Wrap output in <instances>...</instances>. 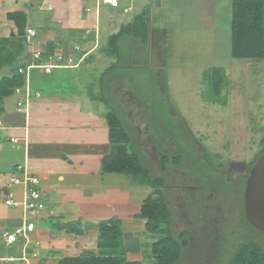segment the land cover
Segmentation results:
<instances>
[{
  "label": "rangeland",
  "instance_id": "rangeland-1",
  "mask_svg": "<svg viewBox=\"0 0 264 264\" xmlns=\"http://www.w3.org/2000/svg\"><path fill=\"white\" fill-rule=\"evenodd\" d=\"M41 1L0 0V44L4 40L18 39L15 35L9 36L10 31L15 32V27L6 18L7 11L24 10L28 15L27 27L35 31L30 46L25 36L29 51L25 47L18 57L20 62L21 59L32 62V52L39 47L36 37L45 42L41 47L45 54L49 41L58 39L56 33L63 32L50 23L48 14L39 11ZM72 1L77 7L75 0ZM148 16L150 29L158 34L154 43L150 38L141 44L136 38L131 42L127 35L121 36L117 41L119 55L114 56L115 60L109 57L112 66L100 81L102 90L92 91L94 96L102 97L105 104L87 103L86 107H97L100 112L114 111L133 138L135 151L142 155L144 163L155 174L159 173L161 152L170 155L179 151L189 159L187 168L199 176L191 173L192 176L186 179L180 173L167 174L170 189L165 192L174 211L173 229L188 230V246L176 264H230L232 253L242 240L237 223H241L248 233L264 238V232L252 230L243 221L242 200L236 199L230 186L231 181L239 182V176L242 177L240 183L243 182L244 173L264 146V58L231 57L228 0H162L161 6L153 0ZM72 32L75 31L67 29L63 33L69 37ZM50 54L56 55V52ZM211 67L222 68L226 79L221 96L213 102L207 99L204 82L205 73ZM10 71L11 63L3 64L0 77ZM13 100V96L7 99L9 104ZM7 163L5 171L12 161ZM107 177L104 179L109 180V187L114 189L112 184L118 185L122 198L120 205L117 203L114 209L113 205L97 197L98 203L107 206L101 207L100 217L93 216L91 222L86 219L82 223L80 235L52 239L57 232L51 231L49 248L55 246L56 250L48 248L46 254L44 249L39 253L32 248L39 238H33L30 233L21 237L24 251H32L31 256L36 259L53 256L52 259L57 261L61 256L95 249L97 222L119 212L124 216L119 219L127 258L152 264L150 245L159 233L146 230L144 220L136 218L133 212L148 195L156 196L155 189L125 174L112 173ZM200 184L223 196L229 192L231 200L227 201L219 194L215 196V193L200 200ZM15 199L18 200L17 196ZM198 214L203 215L202 219ZM260 239L256 240L264 244ZM17 245L18 242H14L9 246L16 248ZM36 259L27 263L35 264ZM39 262L42 264L41 260Z\"/></svg>",
  "mask_w": 264,
  "mask_h": 264
},
{
  "label": "crops",
  "instance_id": "crops-1",
  "mask_svg": "<svg viewBox=\"0 0 264 264\" xmlns=\"http://www.w3.org/2000/svg\"><path fill=\"white\" fill-rule=\"evenodd\" d=\"M95 3L96 0L82 3L75 0L77 7H74L72 0L41 1L40 10H37L48 14L50 23L57 30L75 31L69 37L60 31L56 33L58 39H52L53 52L62 55L61 62L66 66L55 67L50 73L39 68L29 69L27 81L23 86L16 87L19 91L15 88L10 96L3 98V111L0 112V264H28L36 259L32 257V251H24L21 234H17L13 242L3 240V234L19 228L24 218L34 222V229L30 233L33 238H39L32 248L39 253L44 249L47 254L49 249L56 250L55 246L49 248L51 231L57 232L52 239L70 235L58 229V224L79 219L83 225L86 219L91 222L93 216H101V207L107 205L98 203L97 197L113 205L114 209L117 203H122L118 185L112 184V189L107 184V175L112 173L100 170L101 158L110 151L105 118L107 111L100 112L96 110L97 107H86V104H105L102 97L94 96L92 91L102 90L100 81L112 66V59L119 55L118 40L115 43L116 53L108 52V36L117 33L121 26L132 23L136 15H143L145 35L125 33L119 38L127 35L131 42L136 38L141 44L150 38L154 43L158 34L149 26L148 15L153 0H118L115 7L99 0L96 9ZM86 4L89 12L84 10ZM228 4L230 7V0ZM158 5H162V0ZM36 39L40 44L38 48L43 47V39ZM50 62L54 63L55 58L44 61ZM19 67L25 66L20 64ZM27 86L28 99L24 92ZM11 96L14 100L9 104L7 99ZM7 161L12 163L5 171ZM18 163L27 165L39 180L38 189L44 207L30 217H23L20 207L4 203L10 191L18 199L21 197L16 187L7 189L5 185L14 165ZM93 207L97 208L94 210ZM110 217L124 216L114 212ZM14 242H18V245L11 248L9 245ZM43 257L39 256L35 264H41L39 260L42 264L57 263L53 256Z\"/></svg>",
  "mask_w": 264,
  "mask_h": 264
},
{
  "label": "trees",
  "instance_id": "trees-1",
  "mask_svg": "<svg viewBox=\"0 0 264 264\" xmlns=\"http://www.w3.org/2000/svg\"><path fill=\"white\" fill-rule=\"evenodd\" d=\"M6 18L15 27V32L10 31L9 36L13 37L15 35L18 39L4 40L0 44V69L3 64L11 63V71L0 77V112L3 111L1 106L3 98L10 96L16 87L23 86L25 82V74L18 72V67L20 64L26 66L29 63L21 59L24 61V65L18 58L24 53L25 47L29 51V47H27L25 42L27 13L24 10L7 11ZM142 18L143 15H136L132 23L121 26L117 33L108 36V52L110 54L116 53L115 43L120 35L125 33L133 34V36L145 35L146 25L143 23ZM229 18L231 57L234 59L253 60L264 58V0H230ZM51 43L49 41L45 48V54L42 48H39L44 55L41 60H36V62L45 61L47 55L53 52ZM5 45L10 47H5ZM38 46L40 47V44ZM204 82L207 86V91L205 92L207 99L212 102L215 101L221 96V92L225 88L224 70L219 67L209 68L205 73ZM105 118L108 126L107 139L110 144V151L101 158L100 170L104 173L131 176L138 183L155 189L156 196L148 195L140 203L135 217L144 220L146 230L159 233L158 237L150 245L152 264H176L184 256L188 246V230L181 229L176 231L173 229L174 211L168 204L165 192L170 189L168 188L170 182L167 174L174 176L175 173H180L179 175L187 179L192 176L191 173L196 174L197 172L194 173L193 169L187 168L186 163L189 159L186 156L179 154V151H174L170 155L165 152L159 154L160 169L159 173L155 174L144 163L142 155L135 151L133 138L128 134L121 118L112 110L106 112ZM126 145H129V148ZM263 151L264 146L260 154ZM215 173L216 170H214ZM196 176H199V174L197 173ZM243 179H245V176ZM230 186L231 189L234 188L232 183ZM208 188L204 186V189L200 191L202 194V199L200 200L208 199L206 197V192H209ZM214 193L218 194L216 191ZM228 195H230L229 192H226L225 196H221L228 201L231 200ZM223 211L226 212L225 210ZM241 217L252 230L264 232L254 228L246 220L243 209ZM80 222L81 220L79 219L66 221L58 224V229L63 230L67 234L78 236L82 232ZM120 226L121 220L117 217L99 220L97 222L96 248L84 249L77 254L62 256L57 260V264H144L139 260L127 258V250L122 243ZM237 227L240 232L242 231L241 235L239 234L242 240L232 253L230 264H264V244L256 240L260 238L248 233L241 223H237ZM260 240L264 242V238Z\"/></svg>",
  "mask_w": 264,
  "mask_h": 264
},
{
  "label": "built area",
  "instance_id": "built-area-1",
  "mask_svg": "<svg viewBox=\"0 0 264 264\" xmlns=\"http://www.w3.org/2000/svg\"><path fill=\"white\" fill-rule=\"evenodd\" d=\"M99 0H96L95 9L98 7ZM102 2H106L111 6H118V0H102ZM89 11L90 8H87ZM25 32V36L27 38V42L30 44L32 43V38L35 36V31L31 27H27ZM32 45V44H31ZM32 62L28 63L25 67H18V72H23L25 74V80L27 81V77L29 76V69L39 68L43 69L46 73H50L51 69L55 67H63L66 66L62 63V55L57 54L55 56L48 54L46 59L50 60L51 58H55L54 63H44L43 62H36V60H41L43 57L42 51L38 48V50L32 52ZM70 60V59H68ZM23 88V87H22ZM17 92L19 88L15 89ZM25 98H29V89L28 86L26 88ZM25 100V105H26ZM38 177L28 169L27 165H16L13 172L8 176L6 181L7 189L16 187L17 190L20 192L21 197L16 200L15 194L13 192H9L4 199V203L8 206H17L20 207L22 216L23 217H30L34 214V212L43 209L44 205L41 201V194L38 189ZM34 229V222L31 220H26L24 218L23 224L15 229V231L8 233L5 232L3 234V240L6 242H13L16 240V235L21 234L23 237L27 236V233L32 232Z\"/></svg>",
  "mask_w": 264,
  "mask_h": 264
},
{
  "label": "water",
  "instance_id": "water-1",
  "mask_svg": "<svg viewBox=\"0 0 264 264\" xmlns=\"http://www.w3.org/2000/svg\"><path fill=\"white\" fill-rule=\"evenodd\" d=\"M156 5L159 0H155ZM243 207L246 220L264 231V151L252 163L245 182Z\"/></svg>",
  "mask_w": 264,
  "mask_h": 264
},
{
  "label": "flooded vegetation",
  "instance_id": "flooded-vegetation-1",
  "mask_svg": "<svg viewBox=\"0 0 264 264\" xmlns=\"http://www.w3.org/2000/svg\"><path fill=\"white\" fill-rule=\"evenodd\" d=\"M254 162V161H253ZM252 165V164H251ZM250 165V166H251ZM249 169H250V167H249ZM249 169L244 173V176H245V179H244V181L243 182H241L240 183V178H242L241 176H239L238 177V179H239V182L237 183V182H234V181H231V183L232 184H234V188H233V190H234V193H236V199L237 200H239V199H241L242 200V203H243V197H244V189H245V182H246V178H247V175H248V171H249ZM230 183V182H229ZM198 186V185H197ZM200 189L199 190H202V189H204V185L203 184H200ZM208 188V187H207ZM208 191H209V193H207L206 194V197L208 198V197H211V196H213V194H214V190L213 189H207ZM201 193V192H200ZM219 194V193H218ZM220 195V194H219ZM215 196H216V194H215ZM200 199H202L201 198V195H200ZM225 199V198H224ZM244 209V208H243ZM245 215V214H244ZM202 214H198V218H201L202 219ZM215 222H217L218 224H220V222L219 221H216V220H214ZM212 222V221H211ZM218 229V228H217ZM219 232L222 234L223 233V230H219Z\"/></svg>",
  "mask_w": 264,
  "mask_h": 264
}]
</instances>
